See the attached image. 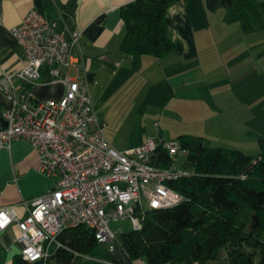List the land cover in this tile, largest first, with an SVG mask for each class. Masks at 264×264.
Listing matches in <instances>:
<instances>
[{"label":"crops","instance_id":"1","mask_svg":"<svg viewBox=\"0 0 264 264\" xmlns=\"http://www.w3.org/2000/svg\"><path fill=\"white\" fill-rule=\"evenodd\" d=\"M132 1L0 0V74L24 65L22 48L10 30L34 8L55 20L67 35L73 30L80 32L73 53L84 65L92 105L98 86L102 90L111 88L114 95L131 90L132 105L139 104L140 99L151 101L152 96L158 97L161 107L154 110L155 116L159 114L161 119L170 113L178 121L176 127L170 124L162 130L154 121L156 132L141 133L138 144L144 138L169 140L189 134L180 126L186 118L228 136L246 121L247 91V97H253L261 108L264 37L248 41L246 35L264 33V28L242 30L235 9L237 0H179L171 4L164 22L175 48L161 57L126 55L121 51L125 36L121 8ZM14 84L19 95L31 94L40 99L57 100L65 89L61 81L51 79L46 68L36 83L22 84L15 79ZM230 104L236 115L232 119L219 115V106L223 113V108ZM8 106L9 100L0 91V111ZM258 111L255 119L261 115L262 110ZM172 128L176 130L174 133ZM259 150L258 141L257 153ZM56 178L41 172L39 154L28 141L15 139L0 149V207L12 206L18 218L27 215L35 198L51 190ZM18 233L15 222L0 230V264H12L20 254ZM110 253L111 264H133L124 249H113Z\"/></svg>","mask_w":264,"mask_h":264},{"label":"built area","instance_id":"2","mask_svg":"<svg viewBox=\"0 0 264 264\" xmlns=\"http://www.w3.org/2000/svg\"><path fill=\"white\" fill-rule=\"evenodd\" d=\"M10 31L22 48L24 65L0 74V91L9 100L2 111L7 125L0 128V149L15 139L28 141L39 154L41 172L57 178L23 218L12 206L0 207V230L16 223L20 255L28 261L45 263L64 246L61 235L78 226L92 229L96 242H108L112 251L110 221L129 218L137 230L148 211L183 200L169 182L188 174L174 165L185 150L177 139L146 138L122 151L111 145L94 113L84 65L73 53L79 31L67 35L34 8ZM43 68L63 83V95L57 100L19 95L14 80L36 83ZM158 149L166 152L169 165L153 162Z\"/></svg>","mask_w":264,"mask_h":264},{"label":"trees","instance_id":"3","mask_svg":"<svg viewBox=\"0 0 264 264\" xmlns=\"http://www.w3.org/2000/svg\"><path fill=\"white\" fill-rule=\"evenodd\" d=\"M179 0H134L121 8L126 55L161 57L175 46L164 18ZM243 31L264 28V0H237ZM188 174L169 182L183 196L179 203L148 211L140 229L122 231L120 244L130 258L145 264H264V137L251 155L235 148L206 146L203 137L180 135ZM159 166L170 159L157 150ZM62 248L45 263L17 254L12 264H75L86 253L97 252L92 229L78 226L60 238ZM75 252L80 253L76 255Z\"/></svg>","mask_w":264,"mask_h":264},{"label":"rangeland","instance_id":"4","mask_svg":"<svg viewBox=\"0 0 264 264\" xmlns=\"http://www.w3.org/2000/svg\"><path fill=\"white\" fill-rule=\"evenodd\" d=\"M246 36L248 41H253L264 37V33H248ZM246 57L248 56L246 55ZM246 61L248 63V59ZM135 79H137V76H135ZM251 83L253 84V82ZM135 84H137V82ZM90 91L91 95H93L91 88ZM133 92L135 93L136 89ZM247 93L248 91L246 92V100L244 103L246 109V121L244 124H240L241 128L235 130L232 129L228 136L222 131L218 132L216 128L211 130V128L200 123L199 125L198 123H191L189 118H186L180 123L181 128L189 133L187 135L199 136L200 134L201 136H204L203 142L206 146L242 149L245 153L255 155L258 151V136L264 135V97L260 100L262 105L261 108H259L260 106L258 107V103L256 102L255 104V99L253 97L248 98ZM132 98L131 90H128L125 94H121L120 92L114 95L111 88L102 90L100 86H98L96 89V100L94 99L95 102L93 101L94 110L98 120L103 122V133H105L114 148L120 151L123 149H133L140 145L137 140L140 139L139 137L141 133L144 132L151 134L152 132L154 134L156 132L154 121H157L161 130L165 129L170 124L172 127L173 125H175L174 127L179 125L177 123L178 121H175L172 117L173 114L165 113V117L161 119L159 118V114L155 116L156 112L154 110L157 107H161L160 99L158 97L152 96L154 99L151 101L147 98L140 99L141 102L134 105H132ZM232 106L233 104H230L223 108V113L219 106V110L217 111H219V115H228V118L232 119V117L236 115ZM258 109L262 110L261 115L259 118L255 119V116L259 115ZM228 110L229 112L227 113ZM159 112L160 111H158V113ZM173 131L176 130H173L172 128V132ZM175 137L173 139H175ZM153 139L159 140L156 138ZM186 160V153L179 151L174 160L175 167L177 169H182ZM109 226L115 234L112 241L114 249L122 251L120 236L122 231L132 229L130 219L112 220L109 222ZM109 246L110 244L108 242L98 243L96 249L100 250V254L95 252L96 250H93L90 253L82 255L75 264H111L110 260L112 259V256L109 251ZM131 261L133 264H145L142 257L131 258Z\"/></svg>","mask_w":264,"mask_h":264},{"label":"water","instance_id":"5","mask_svg":"<svg viewBox=\"0 0 264 264\" xmlns=\"http://www.w3.org/2000/svg\"><path fill=\"white\" fill-rule=\"evenodd\" d=\"M7 125V122L5 118L2 115V112L0 111V128H5Z\"/></svg>","mask_w":264,"mask_h":264}]
</instances>
